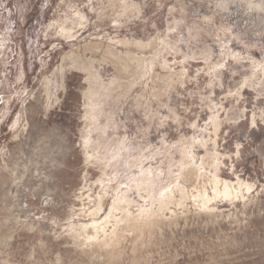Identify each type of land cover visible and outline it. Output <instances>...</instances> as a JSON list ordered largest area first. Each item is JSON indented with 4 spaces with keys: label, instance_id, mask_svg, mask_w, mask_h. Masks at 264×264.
<instances>
[{
    "label": "rangeland",
    "instance_id": "obj_1",
    "mask_svg": "<svg viewBox=\"0 0 264 264\" xmlns=\"http://www.w3.org/2000/svg\"><path fill=\"white\" fill-rule=\"evenodd\" d=\"M0 264H264V0H0Z\"/></svg>",
    "mask_w": 264,
    "mask_h": 264
},
{
    "label": "bare ground",
    "instance_id": "obj_2",
    "mask_svg": "<svg viewBox=\"0 0 264 264\" xmlns=\"http://www.w3.org/2000/svg\"><path fill=\"white\" fill-rule=\"evenodd\" d=\"M220 194L224 195L225 197H230L233 195V189L226 183V186L223 191H220L218 188L215 189V195L219 196ZM203 201L209 202L213 200V197H209L206 194L202 195ZM131 200L128 198L127 195H121L117 199V204H115L112 209L113 210H118V207L120 206L119 204L121 203H127L130 204ZM103 206H102V201L98 203V206L96 209L93 211L94 216H96L98 213L101 212ZM112 217V211L103 219V220H98L97 218H94L91 220V222L88 224H83L81 225V228L84 229V235L87 237L88 240H99V235L101 233L106 234V225L108 223V219ZM91 229L93 231L92 234L89 233V230ZM82 236V233H80Z\"/></svg>",
    "mask_w": 264,
    "mask_h": 264
}]
</instances>
